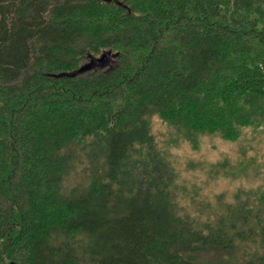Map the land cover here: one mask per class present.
Segmentation results:
<instances>
[{
	"label": "trees",
	"instance_id": "1",
	"mask_svg": "<svg viewBox=\"0 0 264 264\" xmlns=\"http://www.w3.org/2000/svg\"><path fill=\"white\" fill-rule=\"evenodd\" d=\"M260 128L264 0H0V264H264L172 156Z\"/></svg>",
	"mask_w": 264,
	"mask_h": 264
},
{
	"label": "rangeland",
	"instance_id": "2",
	"mask_svg": "<svg viewBox=\"0 0 264 264\" xmlns=\"http://www.w3.org/2000/svg\"><path fill=\"white\" fill-rule=\"evenodd\" d=\"M109 63L102 68H110ZM155 126V132L164 130ZM245 134L248 136L234 142L201 135L194 149L187 142L172 149L175 167L194 194L193 199H186L189 208L198 207L202 200L215 213L226 206L251 207L253 197L264 186V128L253 138L249 132Z\"/></svg>",
	"mask_w": 264,
	"mask_h": 264
},
{
	"label": "water",
	"instance_id": "3",
	"mask_svg": "<svg viewBox=\"0 0 264 264\" xmlns=\"http://www.w3.org/2000/svg\"><path fill=\"white\" fill-rule=\"evenodd\" d=\"M117 56L118 53L105 52L98 58H91L88 63L80 67L79 71L82 72L95 67H103L106 65L107 61L112 60Z\"/></svg>",
	"mask_w": 264,
	"mask_h": 264
}]
</instances>
